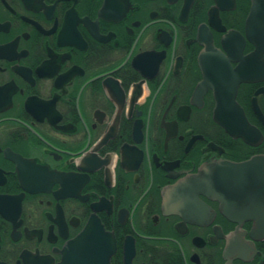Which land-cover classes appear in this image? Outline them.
I'll return each mask as SVG.
<instances>
[{
  "label": "flooded vegetation",
  "instance_id": "1",
  "mask_svg": "<svg viewBox=\"0 0 264 264\" xmlns=\"http://www.w3.org/2000/svg\"><path fill=\"white\" fill-rule=\"evenodd\" d=\"M0 264H264V0H0Z\"/></svg>",
  "mask_w": 264,
  "mask_h": 264
}]
</instances>
